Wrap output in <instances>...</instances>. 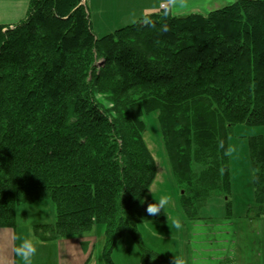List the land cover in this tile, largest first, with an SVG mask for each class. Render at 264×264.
<instances>
[{
  "label": "trees",
  "instance_id": "trees-1",
  "mask_svg": "<svg viewBox=\"0 0 264 264\" xmlns=\"http://www.w3.org/2000/svg\"><path fill=\"white\" fill-rule=\"evenodd\" d=\"M152 112L185 218L203 219L211 198L232 218L229 136L264 125V0L207 14L166 6L102 37L81 0H31L22 22L0 25V228L16 227L19 207L51 201L40 240L102 225L106 264L127 237L151 261L139 226L166 218L139 209L156 176ZM248 146L254 199L237 219L253 221L264 219V139Z\"/></svg>",
  "mask_w": 264,
  "mask_h": 264
},
{
  "label": "rangeland",
  "instance_id": "rangeland-1",
  "mask_svg": "<svg viewBox=\"0 0 264 264\" xmlns=\"http://www.w3.org/2000/svg\"><path fill=\"white\" fill-rule=\"evenodd\" d=\"M98 1L99 0H81V4L87 7L89 14H92L91 6L94 3L98 7ZM98 19V13L97 11H94L93 20L96 21L97 25H99ZM90 20H92L91 16ZM135 22L136 21L123 24H132ZM119 28L120 27H116L111 32H114ZM94 33L101 34L98 30H94ZM104 35H100L99 37ZM97 66L100 67V62L97 63ZM143 120L146 125L144 138L155 157L157 167L155 180L150 186L146 198L139 205V209L146 210L150 203L158 202L163 196L168 197L169 203L165 206L164 210L161 209V212L158 213L166 216L165 219L158 221H162L161 223H168V226L165 228L166 233V229L170 227V223L177 222L183 213L180 203L181 191L176 183V178L168 159V153L161 137L157 113L152 112L146 114L144 115ZM257 136H261L264 139V125L247 126L245 124H237L234 126L232 133L229 136L228 142L232 184L230 201L232 204V212L234 214L232 218L228 219L231 223L227 224L223 229H216L213 236L208 235L206 228L196 227V230L194 231V228L189 226L185 233H180L181 240L178 241L179 249L175 254L173 253L170 256L173 261V263L171 262L172 264H175L174 259L177 264H264L263 223L256 222L254 225H250L249 220L243 219L242 225H240V222L237 219L238 215L245 212L246 204L248 202V194L252 201L254 199L248 141ZM197 169L200 170L201 168L198 166ZM37 207L38 214H40V211L43 209L45 213L44 216H47L48 218L52 217L53 220H55L56 211L53 202L47 201L45 206ZM225 214V202H220L218 198H211L201 210L200 217L219 218V216L223 215L221 219L226 220L227 218L225 217ZM186 222L189 223L187 220ZM145 227L149 229L145 234L148 236L146 238L150 241H146V245L149 247H146V249L154 254L149 263L159 264L161 260L165 263L166 260L163 257V247H158L159 251L162 253L159 254L156 252L157 250H155L156 246L154 243H156V241L150 240V237L153 236L152 234L159 233V231L151 224H147ZM169 234L171 233L169 232ZM128 241L129 242L124 243H122L123 241L119 242L114 246L111 253V259L114 264H139L138 261L142 257V251H140L134 241L132 242L129 238ZM166 244L170 243L167 242ZM104 247L105 238L103 251ZM166 249L171 252L169 248ZM102 261V264H106L104 252H102ZM40 262L46 264L49 260L42 257Z\"/></svg>",
  "mask_w": 264,
  "mask_h": 264
},
{
  "label": "crops",
  "instance_id": "crops-1",
  "mask_svg": "<svg viewBox=\"0 0 264 264\" xmlns=\"http://www.w3.org/2000/svg\"><path fill=\"white\" fill-rule=\"evenodd\" d=\"M31 0H0V25H16L22 22L28 15L29 6ZM146 1V2H145ZM99 0L98 7L93 3L91 6L92 14V28L100 31V35H107L112 33L116 27H124L123 23H131L133 21H139L147 14H151L163 9V6H168L172 12L176 15H183L188 13L207 14L208 12L230 5L238 0ZM87 3V2H86ZM181 7V8H180ZM97 11L99 25L93 20V12ZM122 25V26H120ZM130 25L126 24L125 26ZM252 197V195H251ZM220 202L224 200L218 198ZM252 201L249 198L246 207L250 205ZM46 202L21 206L17 211V225L15 228H0V264H24V261L16 255L15 248L21 242L22 239L30 238L33 240L37 247V254L33 258V264H43L40 262L42 257L49 260L46 264H102V252L104 246V234L105 228L102 225H96L94 228L77 238L72 239H59L50 242H44L38 238L35 233V226L43 224H52L55 220L44 216L45 213L42 209L38 214L37 206H45ZM221 204V203H220ZM41 208V207H40ZM43 214V215H42ZM224 215V214H223ZM219 218H203L190 221L185 218L182 213L178 219L180 227L175 223H170V227L167 222H145L140 224L139 233L142 239V244L146 248V241L150 242L145 232L149 229L145 227L147 224H151L157 228L159 233L152 234L150 240L156 241L154 245L155 250L159 254V246L163 247V257L165 258L164 264H172V258L170 256L179 249L178 241L181 240L180 233H185L188 227L194 228H206L209 236L214 235V231L218 228H224L231 222L228 219L223 220ZM44 217V218H43ZM186 220L189 222L187 223ZM227 221V222H225ZM236 222V221H235ZM242 225V220H239ZM256 222H262L264 225V219H258L250 221V225H254ZM142 226V227H141ZM141 227V229H140ZM169 232L171 234H169ZM224 233V230H223ZM127 237L124 242H129ZM132 240L131 238H129ZM133 242V240H132ZM170 244H166V243ZM153 243V242H151ZM166 248H169V252ZM142 262V257L138 261ZM172 262V263H171ZM262 262V261H261ZM151 264V263H146Z\"/></svg>",
  "mask_w": 264,
  "mask_h": 264
},
{
  "label": "clouds",
  "instance_id": "clouds-1",
  "mask_svg": "<svg viewBox=\"0 0 264 264\" xmlns=\"http://www.w3.org/2000/svg\"><path fill=\"white\" fill-rule=\"evenodd\" d=\"M169 203L168 197L163 196L159 199V201L155 203H150L147 206V213L149 215H156L161 212V209L164 210L165 206ZM176 226L180 227L179 222H176ZM15 253L19 256L23 261L24 264H33V258L37 254V247L32 239L25 238L22 239L21 242L16 246ZM175 264H177L176 260L174 259Z\"/></svg>",
  "mask_w": 264,
  "mask_h": 264
}]
</instances>
